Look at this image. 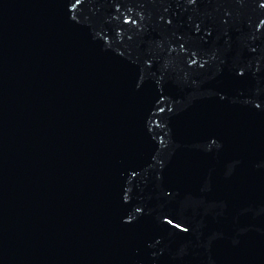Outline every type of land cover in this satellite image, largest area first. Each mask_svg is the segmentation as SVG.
I'll return each instance as SVG.
<instances>
[{
  "label": "water",
  "instance_id": "95a60500",
  "mask_svg": "<svg viewBox=\"0 0 264 264\" xmlns=\"http://www.w3.org/2000/svg\"><path fill=\"white\" fill-rule=\"evenodd\" d=\"M0 264H264V0H0Z\"/></svg>",
  "mask_w": 264,
  "mask_h": 264
}]
</instances>
